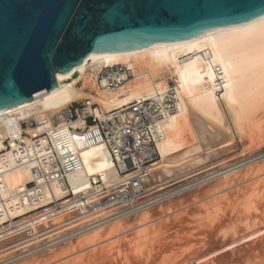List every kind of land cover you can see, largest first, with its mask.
I'll return each mask as SVG.
<instances>
[{"label": "bare ground", "instance_id": "obj_1", "mask_svg": "<svg viewBox=\"0 0 264 264\" xmlns=\"http://www.w3.org/2000/svg\"><path fill=\"white\" fill-rule=\"evenodd\" d=\"M110 67H121L124 70L130 71L128 80H126L121 85L109 87L106 78L103 77L101 73L104 69L110 68ZM73 69L76 73V76L71 78L69 82H66L63 84L57 83L55 88L52 91L46 93L45 95H42L35 99H31L30 101L26 103L16 105L12 108L0 110V127L5 125L6 123V119L4 116L14 115V116H18V119H21V120H26V119L34 120L35 119L38 121H44L48 123L54 122L55 124L62 125L63 127H67L72 130L85 128L87 127V125L84 122L85 116L83 114V111H86L85 115L90 114L94 116L96 119H99L102 121V120L107 119V117L109 116V113L117 109H120V108H125L126 106L134 102L152 100V101L157 102L160 106L163 107L164 105L161 104L160 102L164 99L163 94L167 92L169 83L171 82L173 84L174 90L178 98L177 111L175 115L171 116L163 124L164 138L161 141H159L156 145L157 151L159 153V162L155 166L147 169L148 178L145 180V184L148 186V188L153 187L157 189L152 194L155 195L157 193L158 195L151 198V200H153V202L150 203L151 205L135 213L128 214V215L123 214V215L115 216L91 228L84 229L83 231L77 230V231H72L71 233H66L61 236L63 238L62 240L55 242V243L52 242V240L45 242V240L48 238H43L37 242L29 244L28 242H30L35 236H38L39 233L45 230L47 222L42 221L41 219H42V216H44L46 214V211H48L49 209H46L44 211H39V212H33L35 210L34 206L30 204L25 206L24 204H22L20 201H18L15 198L8 199L9 198L7 196L8 192H5L3 194V198L5 199V202H6V210L0 214V254L2 253L4 254L8 250H11L18 246L21 247L22 245H24V247L18 248L17 250L12 251V252L10 251V253L6 255L2 254L3 256H1L0 259L8 256L9 254L12 255L13 253H16V251L18 250L20 252V249L21 250L26 249V248L28 249L29 246L31 248V246L33 245L35 246V245L43 244L44 246L42 245L43 247L41 248L38 246L40 250L37 249V251L35 252L33 251V253H30L28 255L25 253L26 256L22 254L26 258L31 257L28 259L33 260L32 256L36 257L38 255H42L44 257L43 254L48 252V255H49V253L52 250H55L56 248H62L69 244H71L74 247V243L72 242L78 240L77 242L81 243L80 246L84 245V248L79 250L76 247L79 251L75 249L76 251L73 250L74 253H71L72 255L73 254L75 255L76 253L79 254L80 251L81 252L84 251V249L91 250V248L92 249L95 247L97 248L98 245H102L108 240L111 241L117 236L118 237L121 235L123 236L124 234L134 232V231L135 232L132 233L133 235L131 233H130L131 236L129 235L131 238V241L135 243V245L139 243V245L142 246L140 242L148 240V235L150 233L160 232L159 230L161 229L157 226L158 224L155 226L152 224L154 220H151L152 211H149V210H151L152 208L156 210V208H158L161 204L165 202L167 204V202L169 200L171 201V199L173 198H176V197L179 198V196L181 195L185 196L186 194L184 193L189 192L193 190V188L198 186L197 184H194L198 180V177L204 174L205 172H207L209 169L208 167H213L214 164L216 165L217 163L221 162V160L225 162L226 158L228 159L229 157L231 158L237 157L239 155L237 158H235V161L241 160V162H244L248 159L247 158L248 153L252 155V157L254 156L258 157L257 155H259L260 152L264 151V16H261L255 20H252L250 22H246L244 24H240L237 26L209 30V31L200 33L194 36L193 38H190L187 40H181V41L174 42V43H167V44L154 46V47L135 49V50L121 52L117 54L106 55V56L97 58L95 60H92L90 62H87L83 65L74 67ZM86 101H88L89 105L86 106L84 110H82L81 112L79 111L77 112L78 118L76 120L75 119L71 120L69 109L73 106L79 107L81 104H83ZM91 105H94L96 109L93 110L90 107ZM28 133L30 135H34V131L32 129H30ZM10 147H11V150L9 152L3 153L0 155V173H2L0 176H1L2 183L5 185L7 190H12V189H16L19 187H23L31 182L30 171L14 165V152L16 150V144L11 142ZM76 147L78 149V153H79V156L82 162V168L80 171L68 175L67 178H68V183L70 186V192L72 193V197H70L69 203L65 204L66 206L65 210H61L55 213L54 217L51 219L52 222L61 221L64 218L72 215L73 211H67L69 210L67 206L76 205L80 197H84L87 200V202L90 203L92 199L94 198L95 193L98 190L104 189L105 187L116 186L120 184L123 180L122 176H120L117 173L116 167L110 161L103 146L99 145V146L88 147L86 146L83 139L81 138V135L79 134L76 139ZM3 148H4V144L0 140V150H2ZM227 154H229L228 155L229 157L228 156L224 157ZM223 163H221V165ZM251 163H249V165L245 164L243 166H240L238 168L232 169L228 172H224L221 174H217L213 172L205 176V177L211 176L207 181L215 179V178H219V177H221V179L223 178L222 180L224 182L222 181L223 182L222 185L224 186V188L225 186H227L226 189H224L223 186H221V188L219 189L218 187L219 183H217V187H215V185L214 186L212 185V186L215 188V190H217L216 188H218L220 191H224V192L227 191V193L228 191H230L229 194L227 193L223 194V196L226 195V197L228 195L227 199L229 198L228 200L230 202L227 199H225L223 196H221L222 198H224L225 200L229 202L228 204L229 207H226L227 201L225 203V206H224V203L223 204L221 203L222 206L221 205L220 206L224 208L222 209L220 207L221 209L217 210L219 211V214L222 212V210L224 211L222 212L223 214L222 213L220 214L221 216L222 215L224 216L225 212L228 213L227 211L228 210L230 211V209L233 207L231 210L232 215H231L230 220L237 218V220L239 221L245 220L249 222L251 220L255 222L257 218H259L258 214L260 215V213L264 217V213H262L264 212V210H262V212L258 214H255V215L253 214V213L259 212L261 210L260 208L262 209L264 208V159L260 158L258 160H255L254 165H252ZM247 165L248 167H246ZM234 179L236 182L238 181L239 182L234 183ZM92 181H94L95 183L99 182L100 185L94 187L92 186ZM165 190L167 191L165 192ZM194 190L199 191L196 188ZM203 190H201V192ZM210 190L209 192L211 193L214 191L213 189H212L213 191H210ZM204 191H207V190H204ZM66 194L67 193H63L60 190L55 191L57 200L64 199ZM197 194H199V192ZM188 196H189V193L187 197ZM192 196L194 195H191V197ZM215 196L216 197L218 196V198L220 197L218 194ZM191 197L189 198V200L191 199L190 201L194 202L195 199ZM184 200H183V203H184ZM188 202L184 204L186 206H189L188 204H190L191 202L190 203ZM217 204H220V202ZM230 204H232L233 206H231ZM162 206H164V204ZM165 207L167 208L168 206H165ZM176 207L175 209L174 207H172L173 208L172 211H175V213H176ZM177 208L179 209L180 207H177ZM182 208H184V206ZM182 208H181V211H184V209L182 210ZM164 210L160 209V211H164ZM169 210L166 209V211L164 212H167ZM252 210H253V213L251 212ZM178 211H180V209ZM178 211H177V214L180 213ZM159 212L157 210V213ZM169 212H171V210ZM206 212L209 213V211H206ZM152 213L154 214L155 212H152ZM171 213L175 214L174 212H171ZM166 214L164 216L165 218L167 217ZM233 214H235V217L233 216ZM172 215H168V216H172ZM215 215L218 217L217 213H215ZM154 216H156V214ZM174 216L172 218L173 220H174ZM208 216H209L208 222L206 218L207 216L205 217L207 224L209 223V220H211L210 217L213 218L211 215H208ZM221 216L218 219H221L223 217ZM226 216H229V215L226 214ZM232 216L234 218H232ZM129 217H133V222L131 224H130V220H129V223H127L128 219H130ZM160 217H162V212H161ZM260 218L258 219L259 221H260ZM158 219H156L155 221H157ZM222 219H221V222L226 221ZM155 221L154 223L156 224L157 222ZM163 221L161 222L163 223ZM166 221L167 222L169 221L170 223V219L168 220V217ZM166 221L164 222V224H166ZM213 221H210V222L212 223ZM161 222L159 223L161 224ZM216 222L218 224H223V222L219 223L220 222L219 220L215 221V223ZM230 222L228 223L232 225V221ZM254 222L252 225L255 224ZM260 222L263 223V220ZM215 223L214 225H217L218 227V224L217 223L215 224ZM212 224L210 225L209 223V227H211ZM149 225H153V226H149ZM162 226H165L164 227L165 229L166 226H169V225L167 224V225H162ZM203 226L204 224H202V227ZM220 226L221 225H219V227ZM223 226L225 225H222V227ZM254 226H257V225H254ZM198 227H196L197 233H201L203 229L205 230L206 228H209L206 225L203 227L202 230L200 229L201 225ZM222 227H220V229ZM73 228L74 227H70L64 231L68 232L69 230ZM211 228H209L211 231L209 229H207V231L212 232V230H214V232L212 233L204 232V234L206 233L205 238L203 237L204 236L203 233H201L203 234V236H201V234H198L199 236L195 238V235L197 233L194 232V230H193V233L191 234L193 236L192 237L188 235L189 231L190 232L192 231V228L186 229V231L187 230L189 231H187L188 234H186L187 232L185 233L184 231V235H183L184 239H181L182 249L185 251L189 247V250L185 251L186 253L188 251L189 253H191L190 250L192 249L199 255L200 252L198 250L200 249L198 248L203 244L201 242L209 241L211 240L212 237L213 238L215 237V234H217L215 233V230H216L215 226L213 227L214 229H211ZM218 228L216 232H218L219 230ZM176 231L174 233H176ZM260 231L262 232L264 231V229ZM260 231H258L259 234H261ZM180 232H182V230H180ZM238 232L239 230H237L236 234ZM248 232L250 231L248 230ZM167 233H170V232H167ZM239 233L242 234L241 230ZM212 234H214V236H212ZM257 234H256V238H257ZM157 235H160V234H157ZM185 235L190 236L189 238H192V239L195 238V241L197 242L199 241L198 240L199 237L201 238L203 237L202 241H200L201 245L198 243H195L194 245H192L193 244L192 243L191 246H189L190 245L189 244L188 247L184 249L185 247L182 244H184V242L186 241ZM227 235H228V231H227ZM40 236H42V234ZM132 236H135V237H132ZM154 236L156 237V235ZM177 236H181V235H179L178 233ZM218 236H219V233H218ZM262 236L264 235H261L260 239H262ZM234 237H235V234H234ZM252 237L253 236H251V238ZM156 238L155 240H157ZM175 238H177L176 235H175ZM175 238H173V240ZM216 238L217 237H215L214 241L216 240ZM128 239H127V242H128ZM165 239H166L167 244L164 243ZM171 239L169 240V242L172 244L173 240ZM177 239H180V237ZM155 240L153 244L156 242ZM121 241H122V238H121ZM167 241H168L167 238H164L162 240L160 238V240L156 242V244H159L160 246V248L158 246L159 249L156 247L157 251L159 250V253L160 251L164 252V250H166V252L169 251L170 253L172 252V249L174 250L175 248L177 250L178 247H175V248L173 246L171 247L170 244L169 246ZM181 241L174 240L173 245L175 246L176 244L179 243L178 244L179 246ZM251 241L252 240H250V242ZM246 242H249V241H246ZM143 243L146 244V241ZM259 243H261V240ZM263 243L262 245L260 244L259 247L262 246L263 248L264 247ZM113 244L115 243L113 242ZM122 244H123V241H122ZM233 244L232 246H235ZM104 245L102 247H104ZM107 245L108 244H106L105 246V250L107 248ZM126 245L128 244L126 243ZM141 246H137L138 247L137 249L134 248L135 250L138 251L139 254L141 253L140 252V248H142ZM168 246L171 248V251L167 250ZM192 246L196 247V249L193 248ZM252 246H254V243ZM133 247H136V246H133ZM242 247L244 248L245 244L244 245L242 244ZM254 247H256V245ZM227 248L229 250L231 249V247H229L228 245V247H224V250L225 249L227 250ZM233 248L232 250H234ZM115 249L117 251V249H121V248L117 247ZM67 250L68 251L66 252L72 251L69 249ZM243 250L245 251V249ZM250 250L248 251L247 249L249 254H250ZM118 251L120 252V250ZM126 251H127V247H126ZM153 251H156V250H153ZM157 251H156V255L158 254ZM219 251L220 249L218 250V253L221 254V252ZM89 252L91 253V251ZM123 252L125 251L123 250L121 253L123 254ZM180 252H183V251L181 250ZM216 252H212L211 256L212 254L215 255ZM251 252H254V251L251 250ZM189 253H187L188 256L186 257H188V259L190 260L189 256L191 254ZM260 253H262V251ZM125 254L123 255L125 256ZM151 254H153V252H151ZM148 255H149V252H148ZM159 255L158 257H160ZM167 255L169 254H166V256ZM173 255L175 254L171 253V258H169L170 260L172 259ZM176 255L173 256V257H176V259L173 258L172 262H168L169 259L167 257L165 259H167L168 261H166L163 258L164 261L167 262V263L163 262V264L164 263L165 264H170V263L176 264L175 262L176 260H179V262L181 261L180 263H182V260L178 259V256L186 258L185 256H183L182 253H180L178 256ZM184 255L186 254L184 253ZM244 255L246 256V254ZM19 256L16 255V257H19ZM57 256L55 255L53 258H57ZM94 256H97V254ZM108 256H110V254H108ZM113 256H110V259ZM201 256H198V257H201ZM208 256L210 257V255ZM208 256L202 257V259L206 258L204 260H207ZM243 256L241 255L242 258H245V256L244 257ZM125 257L122 260V261L127 260L123 262L124 264H126L125 262L128 263L130 258L131 259L133 258V257H129V258L127 257V259H125ZM140 257L136 258L135 260V262L137 261L136 264L138 263V261L140 262L141 259H143L141 261V264H146L148 259L147 258L140 259ZM232 257L234 256H231V258ZM21 258H24V257L20 256L19 259ZM67 258L70 259L72 258V256L67 257ZM90 258H92V256L89 257V260ZM95 258L96 257H94V259ZM249 258L252 259L251 257ZM52 259L49 258L48 260H52ZM202 259L199 258L198 260H200L201 262H204L205 264L206 262ZM228 259L230 258L228 257ZM132 260H134V258ZM132 260L131 262H133ZM223 260L224 259H222L221 261ZM262 260H263V256H262ZM13 261L7 264H12ZM55 261H58V260H55ZM200 261L197 262L196 260V262L192 261V263L195 262V264L196 263L199 264ZM208 261L207 263H210V261H212L211 258L208 259ZM18 262L19 261H16V263L15 262L14 263L17 264ZM33 262H35V260ZM238 262L240 261L238 260ZM51 263H53V261ZM149 263H153V262L151 261ZM187 263L189 264V261ZM216 263H220V262L219 261L216 262L215 260V263H214L213 261V264H216ZM221 263L228 264V262H221ZM0 264H3V263L0 262ZM23 264H26V259H25V262L23 261ZM210 264H212V262Z\"/></svg>", "mask_w": 264, "mask_h": 264}, {"label": "water", "instance_id": "obj_2", "mask_svg": "<svg viewBox=\"0 0 264 264\" xmlns=\"http://www.w3.org/2000/svg\"><path fill=\"white\" fill-rule=\"evenodd\" d=\"M261 16L264 0H0V110L45 95L97 58Z\"/></svg>", "mask_w": 264, "mask_h": 264}, {"label": "built area", "instance_id": "obj_3", "mask_svg": "<svg viewBox=\"0 0 264 264\" xmlns=\"http://www.w3.org/2000/svg\"><path fill=\"white\" fill-rule=\"evenodd\" d=\"M129 73L130 71L121 67H110L104 69L101 75L106 78L109 87H114L128 80ZM163 97L160 102L163 107L152 100L134 102L109 113L107 119L102 121L87 114L84 117L87 127L76 130L54 122L4 116L6 123L0 127V140L4 148L0 150V155L11 150V142L16 144L14 165L29 170L31 182L23 187L7 190L0 176V214L6 210L3 198L5 192H8V199L15 198L25 206H34L33 212L49 209L41 219L47 222L45 230L28 243L43 238H48L45 242L52 240L55 243L62 240L61 236L66 233L83 231L115 216L132 214L151 205V198L154 197L152 193L156 189L148 188L145 180L148 178L147 169L159 162L156 145L164 138L163 124L177 111L178 98L172 83H169ZM88 105L86 101L79 107H71L70 119L76 120L77 112ZM90 107L96 109L94 105ZM30 129L34 131V135L28 133ZM79 134L86 146L104 147L123 180L116 186L98 190L90 203L80 197L76 205L67 206V211H73L72 215L52 222L55 213L65 210V204L72 197L68 175L82 168L76 147ZM98 185L99 182L92 181V186ZM56 190L67 193L65 198L57 200ZM70 227L74 228L64 231Z\"/></svg>", "mask_w": 264, "mask_h": 264}, {"label": "rangeland", "instance_id": "obj_4", "mask_svg": "<svg viewBox=\"0 0 264 264\" xmlns=\"http://www.w3.org/2000/svg\"><path fill=\"white\" fill-rule=\"evenodd\" d=\"M171 83V82H170ZM127 107V106H126ZM83 114H84V116H86L85 114H86V111H83ZM82 114V115H83ZM88 124H90V121H88ZM254 154V153H253ZM261 154V155H260ZM260 154L259 155H257L258 157H256V156H254V157H252V155H250L249 153H248V161L246 160V161H244V162H241V160H236L235 161V158H237V157H229L228 155L229 154H227L226 156H224V157H229L228 159L226 158L225 159V162L224 161H222L221 160V162H219V163H217L216 165L214 164V166L213 167H208L209 169H208V171L207 172H205L204 174H202V175H200L199 177H198V182L196 181V183H194V184H197L198 186H196L195 188L196 189H198L199 191H195L194 189L195 188H193V190H191V191H189V192H186V193H184V194H186L185 196L183 195H181V196H179V198H173V199H171V201L168 203L167 202V204H166V202L165 203H163L164 204V206H162L163 204H161L160 206H162V207H158V208H156V210L155 209H151V210H149V211H152V212H155L154 214L151 212V214H152V217H151V220H156V219H158L157 221H155V222H157L156 224L154 223V221H153V225L155 226V225H157L159 228H161L159 231L160 232H155V233H150L151 234V236H150V234L148 235V240H145L146 241V244L145 243H143V242H145V241H143V242H140V244H142V246L141 245H139V243H137L136 245H135V243H133L132 241H131V238H130V236H131V234L132 233H134V232H130V233H127V234H124L123 236L121 235V236H117L116 238H114V239H112L111 241H107V242H105V243H103L102 245H98V247L96 248H91V250H85L84 249V251H80L79 252V254L78 253H76L75 255L73 254H71V253H74L73 252V250L74 251H76V250H81L82 248H84V245H82V246H80L81 245V243H78L77 241L78 240H76V241H74V242H72V243H74V247L71 245V244H69V245H67V246H65V247H62V248H56L55 250H52L51 252H53V253H51L50 251V253H49V255H48V252L47 253H45V254H47V255H45V254H43L44 255V257L42 256V255H38V256H36L37 257V259H36V257L35 256H32V258H33V260L32 259H28V258H31V257H25L26 255H25V253L28 255V254H30V253H33V251L35 252V251H37V249L38 250H40V248L41 247H43L44 245L43 244H39V245H37V246H31V248H30V246H29V250L31 251H29L27 248L26 249H20V252H19V250L18 251H16V253H13L12 255L11 254H9L8 256H6V257H3V258H1L0 259V262H2L3 264H7V263H10V262H12L13 260V263L12 264H15L16 263V261H19L17 264H23V261L25 262V259H26V264H55L56 262V264H77V262H78V264H93V262H94V264H97L99 261H100V259H101V261L98 263V264H116V263H120V264H124L123 262L124 261H127V260H124V261H122L123 259H124V257H125V259H127V257L129 258V257H133L134 258V260H132L131 258H130V260H129V262L127 263V262H125L126 264H136V262H135V260H136V258H138V257H140V259L141 258H147L148 260H147V262H146V264L148 263V264H163V262H166V261H168L167 259H165L166 257L169 259V258H171V253H173V254H180V253H182L183 254V256H188L187 255V253H189V251L186 253L185 251H187V250H189V247H188V245L189 246H191V244L192 245H194L195 243H198V244H200L201 245V243H203L198 249H200V250H198L200 253H199V255H198V253H196L194 250H190V252L191 253H189V254H191L189 257H190V260L188 259V257H186V258H184V257H179L178 255H176V256H178V259H181L182 260V263H180L179 262V260H174L175 262H176V264H178V263H180V264H188L187 262L189 261V264H195V262H196V260H197V262L198 261H200V260H198L199 258L200 259H202V257H205V256H208V255H210V257L208 256L207 257V260H204V259H206V258H203L202 260H204L206 263H207V261H208V259H210L211 258V260L212 261H210V263L212 262V264H213V261H214V263H215V260H216V262H220V263H216V264H223V263H221V262H228V264H236V263H238V264H240V263H242V264H253V262H254V264H264V255H263V251H264V247L262 248V246L261 247H259L260 246V244L262 245V243L264 242V241H262V240H264V236H262V239H260L261 238V235H264V231H260V230H262V229H264V217L262 216V214L260 213V212H262V210H264V208L262 209V208H260L261 210L259 211V212H257V213H253V210L251 211L254 215L255 214H258V213H260V215L258 214V217L260 218V221H262L263 220V223H261L258 219L259 218H257V220L254 222V221H245V220H241V221H239V220H237V218H235V219H231L230 220V218H231V215H232V208L230 209V208H228V209H230V211L228 210L227 212L228 213H226L225 212V215L222 217L220 214L222 213V212H224L223 210H222V212L219 214V211H217L218 209L220 210L221 208L223 209L224 207H221L222 205H221V203L223 204L224 203V206H225V203H226V201L229 199H227V197H228V195H227V197H226V195H224L223 196V194H226L227 193V191L226 192H224V191H220L219 189L221 188V186H223L222 185V183L224 182L222 179H221V177H219V178H215V179H212V180H209V181H207L211 176H208V177H205L207 174H210V173H213V172H215V173H217V174H221V173H224V172H228V171H230V170H232V169H235V168H238V167H240V166H243V165H245V164H248L249 165V163H251L252 165H254V162H255V160H258V159H260V158H262V159H264V151L263 152H260ZM241 156V155H240ZM250 157V158H249ZM256 157V158H255ZM250 159V160H249ZM224 162V163H223ZM213 163V162H212ZM221 163H223L222 165H221ZM250 164V165H251ZM221 165V166H220ZM248 165L246 166V167H248ZM245 167V166H244ZM243 168V167H242ZM215 175V174H214ZM213 176V175H212ZM197 178V177H196ZM200 178V179H199ZM218 179V180H217ZM221 179V180H220ZM262 179V178H261ZM215 180V181H214ZM238 180V179H237ZM191 181V180H190ZM189 181V182H190ZM216 183H214V182ZM223 181V182H222ZM200 182V183H199ZM207 182V183H206ZM236 181H235V179H234V183H235ZM239 182V181H238ZM238 182H236V183H238ZM214 183V184H213ZM217 183H219V189L218 188H216L217 190H215V188L213 187L214 185H215V187H217ZM211 184V185H210ZM213 185V186H212ZM213 188H212V187ZM206 187H207V189H206ZM226 187L227 186H225V188H224V186H223V188L224 189H226ZM173 188V187H172ZM171 188V189H172ZM209 188V189H208ZM170 189V188H169ZM168 189V190H169ZM207 190V191H202L201 192V190ZM211 189V190H210ZM214 191H213V190ZM157 190V189H156ZM209 190L210 191H213L212 193L211 192H209ZM167 190H165V192H166ZM235 191V190H234ZM164 192V191H163ZM191 192H193V193H191ZM199 192V194H197ZM203 192H205V193H203ZM222 192V193H221ZM224 192V193H223ZM160 193V192H159ZM188 193H189V196L191 197V195H196L195 197L194 196H192L194 199H195V204H194V202H191L190 200H189V196L187 197V195H188ZM190 193H191V195H190ZM196 193V194H195ZM220 196L219 198H218V196L216 197L215 195H217V194ZM219 193H221V194H219ZM230 193V191H228V193L227 194H229ZM209 194V195H208ZM212 196H211V195ZM154 195V194H153ZM158 194L156 193L155 195H154V197L155 196H157ZM215 196V197H214ZM221 196H223L225 199H227V200H225L224 198H222ZM184 197V198H183ZM191 197V198H192ZM201 197H203V198H201ZM207 197V198H206ZM153 198V197H152ZM181 199H182V201H181ZM185 199V200H184ZM186 199H187V201H186ZM194 199H192V200H194ZM198 199V200H197ZM199 199H200V201H199ZM202 199V200H201ZM208 201H207V200ZM175 201V202H173V201ZM183 200H184V203L186 204V202H188V203H190V204H188L189 206H186L184 203H183ZM205 200V201H204ZM181 201V202H180ZM186 201V202H185ZM199 201V202H198ZM229 201V200H228ZM227 201V206L226 207H229L228 206V204H229V202ZM178 202H180V203H178ZM198 202V203H197ZM209 202V203H208ZM220 202V204H217V203H219ZM177 203H178V205H177ZM175 204H176V206L177 207H180L179 209H180V211H178L179 209L175 206ZM183 204V205H182ZM213 204V205H212ZM221 205V206H220ZM231 206H233L232 204H230ZM165 206H168L169 208L171 207H174V209H175V207H176V213H175V211H172L173 210V208L171 209L170 208V210H171V212H174L175 214H177V211L178 212H180V213H178L177 215H175V214H173V213H171V212H169L170 210H169V208L167 207H165ZM184 206V208H182ZM185 206H186V208H185ZM221 207V208H220ZM225 207V208H226ZM168 209L169 211H167V212H164V211H166V209ZM181 208H182V210L184 209V211H181ZM160 209L161 210H164V211H160ZM209 209H211V210H209ZM157 210H158V212L159 213H157ZM187 210V211H186ZM224 210H226V209H224ZM148 211V212H149ZM206 211H209V213L208 212H206ZM161 212H162V217H160L161 216ZM169 212V213H168ZM185 212V213H184ZM210 212H211V214H210ZM166 213H168V214H166ZM215 213H217V215L219 214L222 218V220H226V221H222L223 222V224H218L217 222V224H218V227H219V225H221L220 227H222V225H225V226H223L221 229H220V227L218 228L217 227V225H214V223H215V221H220L219 223H222L221 222V219H218L220 216L218 215V217L215 215ZM252 213H251V215H252ZM262 213H264V212H262ZM156 214V216H154ZM159 214V215H158ZM165 214H166V216L168 217V220L170 219V223H169V221L167 222L166 220H167V217L165 218L164 216H165ZM173 214V215H172ZM205 214H206V216H205ZM211 215L213 218H211L210 217V219L211 220H209V223H210V225L212 224V228L211 227H209V223L207 224L206 223V218H207V222H208V215ZM223 214V213H222ZM226 214L227 215H229V216H226ZM157 215H158V217H157ZM168 215H172V216H168ZM175 215V216H174ZM253 215V216H254ZM173 216H174V220L172 219L173 218ZM214 216H216V217H214ZM233 216L235 217V214H233ZM232 216V218H234ZM154 217V218H153ZM171 217V218H170ZM200 217V218H199ZM206 217V218H205ZM130 219H128V221H127V223H129V220H130V224L133 222V217H129ZM225 218V219H224ZM132 219V220H131ZM162 219V220H161ZM182 219V220H181ZM214 221H213V220ZM262 219V220H261ZM164 220V221H163ZM176 220V221H175ZM204 220V221H203ZM235 220H236V222H235ZM161 221H163V223L161 222ZM166 221V224H164V222ZM210 221H213L212 223L210 222ZM230 222V221H232V225L230 224V223H228V222ZM233 221H234V223H233ZM245 221V222H244ZM259 221V222H258ZM159 222H161V224L159 223ZM180 222V223H179ZM228 224H227V223ZM253 222L255 223L254 225H257V226H254V225H252L253 224ZM173 223V224H172ZM183 223V224H182ZM215 223V224H216ZM244 223V224H243ZM169 225V226H166V228L164 229V227L165 226H162V225ZM202 224H204V226L206 225L207 227H209V228H211V229H214L213 227L215 226V228H216V230H217V228L219 229L218 230V232H216V230H215V233H217V234H215V237H217L216 238V240L214 241V239H215V237L212 239L211 238V240H209V241H205V242H201L200 243V241H202V239H203V237L205 238V235H206V233H209L211 230L209 229V228H206L205 230L203 229V227H202ZM230 224V225H229ZM239 224V225H238ZM153 225H149V226H153ZM160 225V226H159ZM171 225V226H170ZM179 225H181V226H179ZM200 226L201 225V230L203 229V231L201 232V233H203L204 234V232H206L205 234H204V236H203V234H201V233H197L196 232V227H198V226ZM235 225V226H234ZM252 225V226H251ZM261 225V226H260ZM162 226V227H161ZM176 226V227H175ZM183 226V227H182ZM192 226V227H191ZM231 226V227H230ZM237 226V227H236ZM251 226V227H250ZM254 226V227H253ZM263 226V227H262ZM148 227V226H147ZM190 227V228H189ZM235 229H234V228ZM249 228V229H247V228ZM253 227V228H252ZM172 228V229H171ZM182 228V229H181ZM192 228V231L190 232L189 230H187V231H189V234H188V232L186 231V229H191ZM238 228V229H237ZM241 228V229H240ZM262 228V229H261ZM170 229V230H169ZM178 229V230H177ZM198 229H199V227H198ZM207 229H209L210 231H207ZM253 229H254V231H255V229H256V231L254 232L253 231ZM168 230V231H167ZM177 230V231H176ZM180 230H182V232H180ZM193 230H194V232H196L195 234V238H197L199 235L198 234H201V236H203L202 238L201 237H199L198 238V242L197 241H195V238H189L190 236H192L191 234L193 233ZM230 230V231H229ZM237 230H239V232H240V230H241V233L244 231H246L245 233L243 232L242 234H240L239 232L236 234V232H237ZM248 230L250 231V232H248ZM260 231L261 232V234H259V232L258 231ZM161 231H163V232H161ZM176 231V233H174ZM184 231H185V233L186 234H188V235H190V236H188V235H185V242H184V244H182V245H184V249H186L187 247V250H183L182 249V246H181V243H182V241H181V239H184L183 237V235H184ZM198 231V230H197ZM223 231H225V232H223ZM227 231H228V235H229V237H228V235H227ZM167 232H170V233H167ZM199 232V231H198ZM212 232H214V230H212ZM212 232H210V233H212ZM136 233H138V232H136ZM135 233V234H136ZM164 233V234H163ZM179 233V235H181V236H177V234ZM218 233H219V236H218ZM232 233V234H231ZM246 233H248V234H246ZM252 235H251V234ZM254 233H255V235H254ZM258 233V234H257ZM263 233V234H262ZM157 234H162L161 236L160 235H157ZM166 234V235H165ZM169 234V235H168ZM172 234V235H171ZM173 234H175L176 235V237L177 238H179L180 237V239H177V238H175V235H173ZM214 234H212V236H214ZM222 234V235H221ZM234 234H235V237H234ZM256 234H257V238H256ZM130 235V236H129ZM133 235V234H132ZM154 235H156V237L157 236H159V237H155ZM164 235V236H163ZM231 235V236H230ZM173 236V237H172ZM188 236V237H187ZM224 236H226V237H224ZM251 236H253L254 237V239H253V237L251 238ZM258 236H260V237H258ZM109 237V236H108ZM125 237V238H124ZM128 237H129V239H128ZM132 237H135V236H132ZM149 237H150V239H149ZM153 237V238H152ZM189 238V239H187V238ZM193 237V236H192ZM224 237V238H223ZM234 237V238H233ZM118 238V239H117ZM121 238H122V241H123V244H122V241H121ZM155 238L157 239V240H155ZM160 238H161V240L162 239H164V238H167V242H168V245L170 244L171 245V247L173 246L174 248L175 247H178L177 248V250H176V248L173 250L172 249V252H170L169 253V251H167L166 252V250H164V252H162V251H160V253H159V250L157 251V248H158V246H159V244H156V242L157 241H159L160 240ZM172 238V239H171ZM173 238H175L174 240L175 241H181L180 242V245L178 246V244H176L175 246L173 245V242H174V240H173ZM221 238V239H220ZM238 238V239H237ZM247 238V239H246ZM255 238H256V240H255ZM123 239H125V240H123ZM127 239H128V242H127ZM173 240L172 241V244L169 242V240ZM177 239V240H176ZM192 239V240H191ZM230 239V240H229ZM245 239V240H244ZM259 240V242H260V240H261V243H259L258 242V240ZM117 240V241H116ZM154 240L156 241L154 244H153V242H154ZM205 240V239H204ZM203 240V241H204ZM220 240H221V242H220ZM250 240H252L251 242H250ZM255 240V241H254ZM115 243V244H113V242ZM121 241V242H120ZM131 241V242H130ZM148 241V242H147ZM246 241H249V242H246ZM257 241V242H256ZM117 242V243H116ZM230 242V243H229ZM237 242V243H236ZM242 242H244V243H242ZM76 243V244H75ZM78 243V244H77ZM119 243V244H118ZM126 243L128 244V245H126ZM165 244H167L166 243V239H165V242H164ZM176 243V242H175ZM234 243V244H233ZM235 243H236V245H235ZM244 245L245 244V247L243 248L242 247V244ZM247 243V244H246ZM253 243H254V246L256 245V247H254V246H252L253 245ZM257 243V244H256ZM11 244V243H10ZM105 244V245H104ZM106 244H108L107 245V248H106V250H105V246H106ZM117 244V245H116ZM130 244V245H129ZM151 244H153V245H151ZM155 244H156V246H155ZM164 244V245H165ZM197 244V245H198ZM210 244V245H209ZM232 244L233 245H235V246H232ZM241 244V245H240ZM43 245V246H42ZM104 245V247H102ZM169 245V246H170ZM212 245V246H211ZM228 245H229V247H231V249L229 250L228 248H227V250L225 249L224 250V247H228ZM238 245V246H237ZM263 245H264V243H263ZM38 246L40 247V248H38ZM70 246V247H69ZM80 246V247H79ZM115 246V247H114ZM121 246V247H120ZM123 246H124V248H123ZM133 246H136V247H133ZM137 246H141L142 248H140V252L142 253V251H143V253H142V255H141V253L139 254L138 253V251L137 250H135V249H137L138 247ZM147 246V247H146ZM151 246V247H150ZM167 247L168 249L167 250H170L171 251V248L170 247ZM196 246V245H195ZM240 246V247H239ZM247 246H248V248H247ZM22 247H24V245H22L21 247L20 246H18V247H15V248H13V249H11V250H8L7 252H5L3 255H6V254H8V253H10V251L12 252V251H15V250H17L18 248H22ZM69 247V248H68ZM74 249H73V248ZM78 249H77V248ZM110 247V248H109ZM114 247V248H113ZM121 248V249H117V251H116V249L115 248ZM126 247H127V251H126ZM132 247H133V249H132ZM144 247V248H143ZM149 247V248H148ZM154 247V248H153ZM157 247V248H156ZM193 247V246H192ZM197 247V246H196ZM196 247H193V248H195L196 249ZM205 247V248H204ZM234 247V248H233ZM253 247V248H252ZM99 248V249H98ZM135 248V249H134ZM147 248V249H146ZM159 248H160V246H159ZM158 248V249H159ZM170 248V249H169ZM232 248L234 249V250H232ZM239 248V249H238ZM67 249H69V250H72V251H70V252H66V251H68ZM76 249V250H75ZM109 249V250H108ZM145 249V250H144ZM151 249V250H150ZM163 249V248H162ZM220 249V251L219 252H221V254L220 253H218V250ZM237 249V250H236ZM243 249H245V251H247V249H248V251L251 249V250H253L254 252H251V250H250V254H249V252L247 253V252H245ZM263 249V250H262ZM78 250V251H79ZM93 250V251H92ZM104 250V251H103ZM118 250H120V252L118 251ZM125 251V252H123V254H125V256L121 253L122 251ZM142 250V251H141ZM148 250V251H147ZM150 250V251H149ZM153 250H156L157 252H158V254L156 255V251H153ZM183 251V252H180V251ZM232 250V251H231ZM262 251V253H260L261 251ZM29 251V252H28ZM63 251H65V252H63ZM89 251H91V253L89 252ZM106 251V252H105ZM197 251V250H196ZM197 251V252H198ZM217 251V252H216ZM236 251V252H235ZM256 251V252H255ZM28 252V253H27ZM86 252V253H85ZM103 254H102V253ZM111 252V253H110ZM130 252V253H129ZM148 252H149V255H148ZM151 252H153V254H151ZM202 252V253H201ZM212 252H216V254L214 255V254H212V256H211V253ZM223 252V253H222ZM238 252V253H237ZM239 252H240V254H239ZM243 254H242V253ZM20 253V254H19ZM66 253H67V255H66ZM99 253V254H98ZM101 253V254H100ZM118 253V254H117ZM127 253H129V254H127ZM154 253H155V255H154ZM184 253L186 254V255H184ZM204 253V254H203ZM217 253H218V255H217ZM252 253V254H251ZM2 254H0V257L1 256H3ZM22 254H24V255H22ZM71 254V255H70ZM97 254V256H94V255H96ZM108 254H110V256H113V257H111V259H110V256H108ZM131 254H132V256H131ZM138 254V255H137ZM144 254V255H143ZM146 254V255H145ZM160 254V255H159ZM166 254H169V255H167L166 256ZM196 256H195V255ZM244 254H246V256L244 255ZM247 254H249V255H247ZM260 254H262V255H260ZM16 255L17 256H21V257H24V258H21V259H19L20 258V256L19 257H16ZM57 256V258H53L54 256ZM66 255V256H65ZM69 255V256H68ZM78 257H77V256ZM90 255V256H89ZM120 255V256H119ZM127 255H129V256H127ZM137 255V256H136ZM140 255V256H139ZM158 255L160 256V257H158ZM163 255H165V256H163ZM175 255H173V256H175ZM202 255V256H201ZM214 255V256H213ZM241 255L243 256H245V258H242L241 257ZM18 259H16L15 257ZM40 256H42V257H40ZM52 256V257H51ZM62 256V257H61ZM72 256V258H70V259H68L67 257H71ZM75 256V257H74ZM82 256V257H81ZM87 258H86V257ZM92 256V258H90V260H89V257H91ZM124 256V257H123ZM149 256V257H148ZM151 256H152V258H151ZM155 256V257H154ZM172 256V259L170 260L169 259V261L168 262H172V260H173V258L174 259H176V257H173ZM195 256V257H194ZM198 256H201V257H198ZM231 256H234V257H232L231 258ZM243 256V257H244ZM258 257V259H257V257ZM261 256V257H260ZM262 256H263V260H262ZM14 257V258H13ZM35 257V258H34ZM40 257V258H39ZM94 257H96L95 259H94ZM108 259H107V258ZM193 257V258H192ZM197 257H198V259H197ZM216 257V258H215ZM228 257L230 258V259H228ZM236 257V258H235ZM249 257H251L252 259H250ZM11 258H12V260H11ZM39 258V259H38ZM43 258V259H42ZM49 258H53L52 260H48ZM61 258V259H60ZM87 259V261H86V259ZM114 258H115V260H114ZM151 258V259H150ZM166 260V261H164V259ZM183 258H184V260L186 261H184L183 260ZM214 258V259H213ZM235 258V259H234ZM242 258V259H241ZM260 258V259H259ZM24 259V260H23ZM64 259V260H63ZM67 259V260H66ZM99 261H98V260ZM110 259V260H109ZM139 259V260H140ZM150 259V260H149ZM160 261H159V260ZM162 259V260H161ZM217 259H218V261H217ZM222 259H224L223 261H221ZM226 259V260H225ZM254 259V260H253ZM23 260V261H22ZM27 260H28V262H27ZM35 260V262H33ZM47 260V261H46ZM55 260H58V261H55ZM94 260V261H93ZM104 260V261H103ZM114 260V261H113ZM131 260L133 261V262H131ZM143 259H141V261H142ZM237 260V261H236ZM238 260L240 261V262H238ZM5 261V262H4ZM32 261V262H31ZM53 261V263H51ZM59 261H61V262H59ZM98 261V262H97ZM141 261L139 262L138 261V263L137 264H141ZM153 262V263H149V262ZM156 261H158V262H156ZM173 261V262H174ZM177 261H178V263H177ZM192 261H195V262H193L192 263ZM236 261V262H235ZM15 262V263H14ZM21 262V263H20ZM39 262V263H38ZM96 262V263H95ZM108 262V263H107ZM113 262V263H112ZM115 262V263H114ZM156 262V263H155ZM162 262V263H161ZM191 262V263H190ZM209 262V261H208ZM256 262V263H255ZM167 263V262H166ZM204 264V262H199V264ZM205 263V264H206ZM210 263H207V264H210ZM165 264V263H164ZM171 264V263H170ZM173 264V263H172ZM175 264V263H174ZM196 264H198V263H196ZM225 264V263H224Z\"/></svg>", "mask_w": 264, "mask_h": 264}]
</instances>
